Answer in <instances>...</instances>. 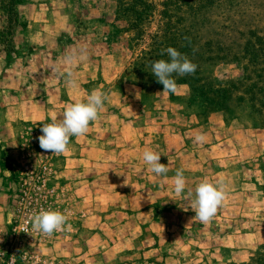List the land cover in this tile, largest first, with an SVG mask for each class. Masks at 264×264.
<instances>
[{
	"label": "rangeland",
	"instance_id": "rangeland-1",
	"mask_svg": "<svg viewBox=\"0 0 264 264\" xmlns=\"http://www.w3.org/2000/svg\"><path fill=\"white\" fill-rule=\"evenodd\" d=\"M168 47L197 65L174 94L152 73ZM93 90L109 99L88 133L42 150L43 124ZM205 180L226 191L207 224L191 209ZM42 209L65 230L33 231ZM262 244L264 0H0V264H258Z\"/></svg>",
	"mask_w": 264,
	"mask_h": 264
},
{
	"label": "clouds",
	"instance_id": "clouds-1",
	"mask_svg": "<svg viewBox=\"0 0 264 264\" xmlns=\"http://www.w3.org/2000/svg\"><path fill=\"white\" fill-rule=\"evenodd\" d=\"M170 56L171 61L159 60L153 63L152 73L155 75L157 81L164 86V93H176L178 85L173 77V74L184 76L186 74H194L197 65L192 63L186 56L177 51L173 47H168L166 50ZM80 59L85 58L82 54ZM76 57L70 56L66 63L72 64ZM58 71V70H56ZM65 76V83L70 87H77V81L71 70L66 73H60ZM109 99V94L101 90H93L87 96L86 102L77 101L64 110L62 113L63 119L58 122L53 120L52 123L43 124L41 128L42 135L38 138L40 148L46 152L60 155L69 151L70 138L75 136L77 138L88 133L90 123L97 121L100 114L105 109V103ZM206 141L204 134L197 135L195 142L203 143ZM144 161L150 166L149 171L161 175L168 172V167L160 163L161 155L153 151H145L143 153ZM9 171H6L8 174ZM126 183V181H125ZM186 189V180L183 175V169H178L174 177V191L181 194ZM188 195L192 193L189 190ZM226 199V191L223 185H214L205 180L200 183L195 189V199L191 201V209L196 213L195 218L199 219L201 223L207 224L217 213L218 207L222 205ZM187 211V210H185ZM68 216L58 210H41L39 214L32 218V230L39 231L43 234L51 236L54 232L65 230V224ZM71 229V225H67V230ZM24 232H27L25 229Z\"/></svg>",
	"mask_w": 264,
	"mask_h": 264
},
{
	"label": "trees",
	"instance_id": "trees-1",
	"mask_svg": "<svg viewBox=\"0 0 264 264\" xmlns=\"http://www.w3.org/2000/svg\"><path fill=\"white\" fill-rule=\"evenodd\" d=\"M130 8L137 19L136 21H141L145 17V15L148 14V5H140L137 7L133 6ZM136 21H133L132 24L135 25L136 28H139V24ZM256 261L258 262V264H264V244L260 246L259 258H257Z\"/></svg>",
	"mask_w": 264,
	"mask_h": 264
},
{
	"label": "built area",
	"instance_id": "built-area-1",
	"mask_svg": "<svg viewBox=\"0 0 264 264\" xmlns=\"http://www.w3.org/2000/svg\"><path fill=\"white\" fill-rule=\"evenodd\" d=\"M29 222L30 221H26L25 223H23V225L21 226V230L25 231V229H27V231L29 230Z\"/></svg>",
	"mask_w": 264,
	"mask_h": 264
}]
</instances>
